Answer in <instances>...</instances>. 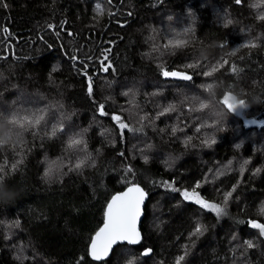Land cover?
I'll use <instances>...</instances> for the list:
<instances>
[{"label": "trees", "instance_id": "obj_1", "mask_svg": "<svg viewBox=\"0 0 264 264\" xmlns=\"http://www.w3.org/2000/svg\"><path fill=\"white\" fill-rule=\"evenodd\" d=\"M257 2L0 0V141L8 137L0 143V165L8 161L0 175L9 191L0 199V264H175L186 250L182 264H264V236L248 225L264 224V21L257 19L264 6H250ZM176 33L187 43L165 47ZM248 41L256 47H241ZM224 60L212 76H203ZM102 61L111 64L107 71ZM162 69L193 79L164 78ZM207 84L211 91L202 87ZM225 94L245 101L242 116L228 112ZM193 97L209 107L189 111L198 107L189 103ZM100 104L107 116L99 115ZM169 105L175 111L159 116ZM40 110L47 123L39 127L6 123L14 114ZM112 114L144 132L124 130L122 138ZM59 123L64 133L45 135ZM203 123L214 126L197 133ZM78 133L87 147L69 150V137ZM212 136L216 143L207 147L203 142ZM80 160L84 166L74 170ZM53 161L57 170L45 177ZM128 166L132 174L124 171ZM125 176L148 193L142 241L118 245L106 261L93 262L88 245L110 197L129 186ZM165 181L189 191L199 182L196 191L227 214L217 218L181 202ZM233 186L225 205L224 193ZM197 222L207 230L190 238ZM146 249L149 254L141 255Z\"/></svg>", "mask_w": 264, "mask_h": 264}, {"label": "snow or ice", "instance_id": "obj_2", "mask_svg": "<svg viewBox=\"0 0 264 264\" xmlns=\"http://www.w3.org/2000/svg\"><path fill=\"white\" fill-rule=\"evenodd\" d=\"M109 3H111V0H109ZM237 4L241 3V0H236ZM3 6L6 8L7 4L4 3ZM254 9H259L262 6H264V0H258L257 3H253L250 5ZM96 10H100V5H96ZM172 17H169V20H171ZM257 19L259 21H264V11L259 12L257 15ZM66 23V22H64ZM232 20H227L224 24L225 27H228V25L232 24ZM49 28H54V25H48ZM4 32L7 33L8 29L5 28ZM187 30H185L186 34ZM69 35H72V33H69ZM181 33H176L173 37L169 38L168 43L165 45V47H172V48H179L183 47L187 42L183 39H180ZM223 47V45H221ZM241 47H256V44L248 41L245 44H242ZM110 51V50H109ZM234 54V53H233ZM71 59L76 60L77 57L73 56ZM108 56L105 53L104 54V61H107ZM104 61L101 62V67L104 71H107L111 64L105 65ZM228 63V61L224 60L222 63H219L218 66H214L211 68L210 71H204L202 74L205 77L212 76L215 72L219 70V68H222L224 64ZM196 65L189 64L187 65L188 68H194ZM87 65H85V75H87ZM55 71V69H53ZM232 71H237L236 66H232ZM161 75L164 78H171L175 80H181V81H191L193 79L192 75L181 72V71H168L163 70L161 71ZM89 83H88V94L91 96L93 94V86H92V78L89 76ZM205 88L206 91H211L213 88V84H207L202 86ZM125 95H128V93H124ZM157 93H153V95H156ZM229 101V94H225L224 100L222 103L227 108L228 112L241 114L238 110L244 109L247 107L244 100H237L234 96L231 97V103ZM198 102V107H191L189 111H203L209 107V105L203 101L199 100L198 97H193L189 101L190 104H195ZM99 115L100 116H107L108 113L105 111V106L103 104L99 105ZM175 111V105H169L168 107L164 108L163 111L159 112V116H164L170 112ZM217 115H220V113H217ZM111 119L115 121L121 130L120 135L123 138L124 136V130L128 129V125L123 122L122 117L118 114H112ZM143 119V117L141 118ZM6 123L12 126H18L21 129L27 130L28 128H36L41 126L44 123H47L46 120V114L44 110H40L37 113H33L30 115L25 116H18L13 115L11 118H6ZM213 124H207L203 123L199 127L196 128V132L199 133L203 128L205 127H213ZM130 131L136 132L141 131L142 129H129ZM179 129L176 127L172 128V133L175 134ZM219 130V129H218ZM87 131V130H85ZM65 132V126L63 123H59L58 125L54 124L52 125L51 131L49 133H45V135H48L49 138L57 136L58 133H64ZM192 137L188 136L185 140V144L187 145L191 141ZM8 137L7 133L5 134V139L3 141H0V143H7ZM207 147H211L212 144L216 143V139L214 136L208 137L203 142ZM80 146H83L84 148L87 147L85 141L83 140V134L78 133L74 136L69 137L67 141V148L69 150H79ZM239 147V145H237ZM121 156L124 155V153H120ZM88 159V157H85V160ZM145 161H147L148 157H144ZM85 160H80L78 163L75 164L74 170L81 169L84 164ZM22 161H17L16 163H13L11 165L12 170L14 171L18 164ZM245 164L248 162L245 161ZM8 165V161L5 160L3 165H0V173L6 174V167ZM56 162L53 161L48 165V167L45 169L44 175L45 177H51L54 173V171L57 170ZM73 170V169H70ZM124 171L127 174L133 173V168L131 166H128L124 169ZM244 171V166H241V173ZM259 171V169H257ZM123 182L127 183L129 186L126 188V191L118 193L116 195H113L111 199L108 201L107 206L104 211V223L103 226L95 233V235L91 238V243L88 245V255L93 260H102L109 256L110 252L113 249L114 245H117L119 243H127L128 245H135L140 242V233L137 228V223L142 215L143 212V205L145 203V200L147 198L148 193L145 192V190L136 183H132L127 180V176L123 177ZM164 186L168 189H170L172 192H179L180 197H182L181 202H192L198 205L201 209L214 212L217 218H220L227 214L226 207H221L219 204L212 203L202 197V195L196 191L197 188L201 187V184L199 182L196 183L195 188H193L191 191L184 189L180 190L179 188H176L174 186L173 182H163ZM0 189L3 191H0V199H7V193L9 192L7 188L5 187L3 183V175H0ZM235 191V186H233L232 191H227L224 193V202L225 205L228 203L230 198L233 196V192ZM261 212L264 213V208L261 209ZM248 225L253 229H258L261 236H264V224L259 223L255 220H249ZM15 227H19V221H16L14 224ZM206 227L197 222L194 226V229L192 232L189 233V237H199L204 234L206 231ZM244 244L247 246V248L251 249L254 247V244L250 240H245ZM151 250L146 249L141 255H148ZM187 255V250L185 251L184 255L178 256L176 258L175 264H182V261L185 260V256ZM83 259V258H82ZM127 264H135V259L128 260Z\"/></svg>", "mask_w": 264, "mask_h": 264}, {"label": "water", "instance_id": "obj_3", "mask_svg": "<svg viewBox=\"0 0 264 264\" xmlns=\"http://www.w3.org/2000/svg\"><path fill=\"white\" fill-rule=\"evenodd\" d=\"M124 191H126V189H125ZM124 191H122V192H124ZM120 193H121V192H120ZM116 194H118V193H115V194H113V195H116ZM113 195H112V196H113ZM112 196H111V197H112ZM110 199H111V198H110ZM110 199H109V200H110ZM147 199H148V196H147V198H146V200H145V203H146ZM145 203H144V205H143V209H144ZM142 219H143V212H142V215H141V217H140V219H139V221H138V223H137V228H138L139 233H140V225H141V221H142ZM102 226H103V225H102ZM102 226H101V227H102ZM101 227H100V228H101ZM94 235H95V234H94ZM140 240H141V233H140ZM90 243H91V242H90ZM119 244H120V245H124V244H127V243L125 242V243H119ZM119 244H117V245H119ZM117 245H114L113 248L116 247ZM127 245H128V244H127ZM135 245H136V244H135ZM130 246H132V245H130ZM112 251H113V249H112ZM112 251H111V252H112ZM111 252H110V254H111ZM110 254H109V255H110ZM89 257H90V256H89ZM108 257H109V256H108ZM108 257H106V258H104V259H102V260H105V259H107ZM90 258H91V257H90ZM91 260H93V259L91 258ZM102 260H99V261H102ZM93 261H97V260H93Z\"/></svg>", "mask_w": 264, "mask_h": 264}, {"label": "rangeland", "instance_id": "obj_4", "mask_svg": "<svg viewBox=\"0 0 264 264\" xmlns=\"http://www.w3.org/2000/svg\"><path fill=\"white\" fill-rule=\"evenodd\" d=\"M225 97V96H224ZM224 97H223V100H224ZM231 97H233V96H231V95H229V103H231ZM245 110V108L244 109H240V110H238L239 111V113H241V114H239L240 116H242V113H243V111ZM248 124H250V125H252L253 124V122H248ZM129 129H139V128H135V127H132V126H129L128 125V129H125L126 131H129V132H133V131H130ZM144 131L143 130H141V131H136V132H134V133H138V134H142Z\"/></svg>", "mask_w": 264, "mask_h": 264}, {"label": "bare ground", "instance_id": "obj_5", "mask_svg": "<svg viewBox=\"0 0 264 264\" xmlns=\"http://www.w3.org/2000/svg\"><path fill=\"white\" fill-rule=\"evenodd\" d=\"M126 188H127V187H126ZM126 188H125V189H126ZM125 189H124V190H125ZM124 190H122V191H124ZM122 191H120V192H122ZM120 192H117V193H120ZM145 192H146V191H145ZM146 193H147V192H146ZM147 196H148V195H147ZM110 198H111V197H110ZM108 201H109V200H108ZM147 201H148V199H147ZM147 201H146V203H147ZM107 203H108V202H107ZM146 203H145V206H146ZM106 206H107V205H106ZM145 206H144V209H145ZM105 208H106V207H105ZM144 209H143V217H144ZM142 220H143V219H142ZM103 223H104V218H103ZM103 223H102V225H103ZM102 225H101V226H102ZM101 226H100V227H101ZM99 229H100V228H99ZM99 229H98V230H99ZM98 230H97V231H98ZM97 231H96V232H97ZM96 232H95V233H96ZM140 233H141V231H140ZM93 236H94V235H93ZM141 241H142V235H141V240H140V242H139L138 244H140ZM90 242H91V241H90ZM138 244H136V245H132V246H137ZM89 245H90V244H89ZM119 245H120V244H119ZM117 246H118V245H117ZM117 246H116V247H117ZM116 247H114L113 250H114ZM112 252H113V251H112ZM112 252H111V254H112ZM111 254L109 255V257L111 256ZM88 256H89V255H88ZM109 257H108V258H109ZM89 258H90V257H89ZM108 258H107V259H108ZM90 259H91V258H90ZM107 259L102 260V261H93V260H92V261H93V262H104V261H106Z\"/></svg>", "mask_w": 264, "mask_h": 264}]
</instances>
